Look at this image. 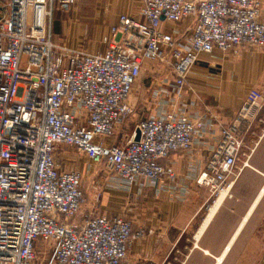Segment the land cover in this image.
Segmentation results:
<instances>
[{
	"label": "built area",
	"instance_id": "built-area-1",
	"mask_svg": "<svg viewBox=\"0 0 264 264\" xmlns=\"http://www.w3.org/2000/svg\"><path fill=\"white\" fill-rule=\"evenodd\" d=\"M138 1L144 22L121 15L101 38L102 51L92 53L52 37L53 12H69L75 0H0V264H123L132 222L102 214L76 220L84 202L81 172L62 167L63 147L107 168L112 188L173 190V163L162 161L189 152L211 128L182 104L191 68L214 49L232 55L264 49L259 0ZM186 17L187 32H163L162 22ZM147 63L171 73L161 92L167 101L139 120L126 141L107 145L133 115L128 99ZM262 100L258 90L248 92L194 172L195 183L211 194L247 165L244 150ZM178 189L182 197L187 192ZM39 252L45 259L38 260Z\"/></svg>",
	"mask_w": 264,
	"mask_h": 264
},
{
	"label": "crops",
	"instance_id": "crops-1",
	"mask_svg": "<svg viewBox=\"0 0 264 264\" xmlns=\"http://www.w3.org/2000/svg\"><path fill=\"white\" fill-rule=\"evenodd\" d=\"M259 1L264 24V0ZM141 10L138 0H75L69 12L54 14V38L68 48L83 49L79 43L100 42L121 15L144 22ZM191 26V17L161 25L166 34L187 32ZM88 49L84 50L95 53L99 47ZM151 64L143 66L144 78L137 80L128 99L135 124L158 113L157 103L167 101L161 92L173 81L168 68ZM251 89L262 94L260 106L264 105V49L243 48L238 55L214 49L210 55H200L181 100L189 115L207 117L211 128L189 152L162 161L173 163L175 188L135 185L123 190L105 181L107 193L95 214L132 222L133 238L123 264H264V107L248 134L247 165L227 178V188L211 194L193 179L220 129L233 121ZM118 141V137L107 139L106 144ZM179 186L187 187L183 197ZM137 230L143 231L141 236H136Z\"/></svg>",
	"mask_w": 264,
	"mask_h": 264
},
{
	"label": "rangeland",
	"instance_id": "rangeland-1",
	"mask_svg": "<svg viewBox=\"0 0 264 264\" xmlns=\"http://www.w3.org/2000/svg\"><path fill=\"white\" fill-rule=\"evenodd\" d=\"M52 25L54 29V21H52ZM53 39H55L56 41V38L53 37ZM92 45L96 48L99 47V50H96V52H100L103 49L99 41L95 43L82 42L79 43L78 46H83L84 50L88 49ZM149 65L153 64L149 63ZM144 73L145 72L143 70L139 79L144 78ZM152 86L155 87V85ZM153 106L154 104L150 105V107L152 108ZM135 123L136 120L132 115L126 117L120 122V124L117 125L116 130L114 132V137L112 139L118 137L119 141L117 143H122L126 141L127 138L131 135L130 132L132 131ZM63 150L65 153V159L61 160L62 167L66 169H77L81 172V190L83 191L84 202L81 205L80 211L76 215V220H81L87 216L97 213L98 210L101 211V200L104 196V192L107 193L106 189H108V187H106L105 185V181H107L108 177L110 176V172L103 165H95L92 162H89L87 159L75 153L70 148L63 147ZM45 256L41 255V252H39L38 260L40 261L41 258L45 259ZM43 263H45V261Z\"/></svg>",
	"mask_w": 264,
	"mask_h": 264
},
{
	"label": "trees",
	"instance_id": "trees-1",
	"mask_svg": "<svg viewBox=\"0 0 264 264\" xmlns=\"http://www.w3.org/2000/svg\"><path fill=\"white\" fill-rule=\"evenodd\" d=\"M56 13V11L53 12V20H54V14ZM55 33H54V29H53V26H52V37H54ZM55 41V39H53Z\"/></svg>",
	"mask_w": 264,
	"mask_h": 264
},
{
	"label": "water",
	"instance_id": "water-1",
	"mask_svg": "<svg viewBox=\"0 0 264 264\" xmlns=\"http://www.w3.org/2000/svg\"><path fill=\"white\" fill-rule=\"evenodd\" d=\"M135 140H136V141L139 140V133H137Z\"/></svg>",
	"mask_w": 264,
	"mask_h": 264
}]
</instances>
